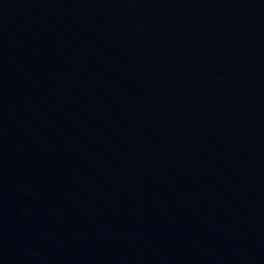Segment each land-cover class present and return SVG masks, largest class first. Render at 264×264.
I'll use <instances>...</instances> for the list:
<instances>
[{"label":"water","instance_id":"water-1","mask_svg":"<svg viewBox=\"0 0 264 264\" xmlns=\"http://www.w3.org/2000/svg\"><path fill=\"white\" fill-rule=\"evenodd\" d=\"M0 264H264V0H0Z\"/></svg>","mask_w":264,"mask_h":264}]
</instances>
